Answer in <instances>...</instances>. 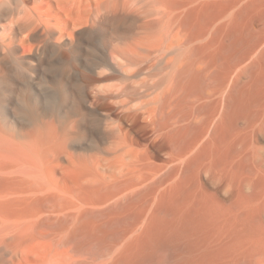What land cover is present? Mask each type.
<instances>
[{
	"label": "bare ground",
	"instance_id": "6f19581e",
	"mask_svg": "<svg viewBox=\"0 0 264 264\" xmlns=\"http://www.w3.org/2000/svg\"><path fill=\"white\" fill-rule=\"evenodd\" d=\"M135 1L0 0V264H85L88 254L131 264L136 244L151 238L166 183L185 171L178 162L193 157L195 141L155 180L147 110L131 111L103 82L130 77L139 58L168 49L170 35H185L188 13L209 0H145L153 17L137 40L103 26L130 17ZM230 96L228 85L220 88L215 127L226 124ZM203 99L213 103L211 94ZM171 106L157 111L168 114ZM136 117L139 135L127 137L132 128L124 131L122 118ZM172 118L170 130L195 119ZM108 135L116 138L109 157L85 156ZM134 145L139 154L119 156Z\"/></svg>",
	"mask_w": 264,
	"mask_h": 264
},
{
	"label": "rangeland",
	"instance_id": "374dc122",
	"mask_svg": "<svg viewBox=\"0 0 264 264\" xmlns=\"http://www.w3.org/2000/svg\"><path fill=\"white\" fill-rule=\"evenodd\" d=\"M232 10V20L220 22ZM152 17L145 0H136L130 17L103 26L118 27L119 35L137 40ZM184 28L185 35L169 36L168 49L139 58L130 77L115 75L103 82L131 111L147 110L155 180L174 168V153L195 141L193 157L178 162L184 173L169 180L160 194L162 210L150 228L151 238L136 244L131 264H264V0H243L241 6L238 0L200 2ZM178 43L189 47L188 53L175 48ZM189 59L193 63L186 64ZM225 85L231 96L224 103L226 124L218 128L210 119ZM209 94L213 103L208 106L203 97ZM163 103L172 106L161 115L157 108ZM175 113L184 120L195 117L193 124L186 120L170 130ZM121 125L124 131L132 128L127 137L139 135L138 117L122 118ZM115 139L108 135L101 149L85 151V156L109 157ZM134 148L119 156L139 154L140 147ZM224 188L231 190L228 197L222 195ZM108 262L88 254L85 264Z\"/></svg>",
	"mask_w": 264,
	"mask_h": 264
},
{
	"label": "clouds",
	"instance_id": "9594fccd",
	"mask_svg": "<svg viewBox=\"0 0 264 264\" xmlns=\"http://www.w3.org/2000/svg\"><path fill=\"white\" fill-rule=\"evenodd\" d=\"M230 188H224L222 189V195L225 197H228L230 195ZM245 191L250 192L251 191V186L250 185H246L245 186Z\"/></svg>",
	"mask_w": 264,
	"mask_h": 264
}]
</instances>
